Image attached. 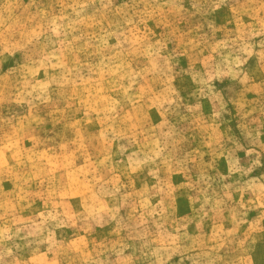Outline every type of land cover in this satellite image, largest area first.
<instances>
[{
    "label": "rangeland",
    "instance_id": "rangeland-1",
    "mask_svg": "<svg viewBox=\"0 0 264 264\" xmlns=\"http://www.w3.org/2000/svg\"><path fill=\"white\" fill-rule=\"evenodd\" d=\"M0 264H264V0H0Z\"/></svg>",
    "mask_w": 264,
    "mask_h": 264
}]
</instances>
